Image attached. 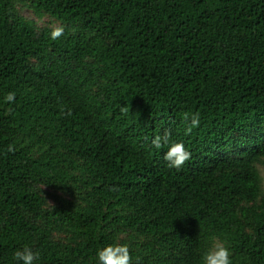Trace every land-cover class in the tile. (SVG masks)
Segmentation results:
<instances>
[{"label":"trees","instance_id":"trees-1","mask_svg":"<svg viewBox=\"0 0 264 264\" xmlns=\"http://www.w3.org/2000/svg\"><path fill=\"white\" fill-rule=\"evenodd\" d=\"M165 132L192 153L180 169L151 145ZM259 165L264 0H0V264L25 246L100 264L116 243L132 264H202L216 239L264 264Z\"/></svg>","mask_w":264,"mask_h":264},{"label":"clouds","instance_id":"clouds-1","mask_svg":"<svg viewBox=\"0 0 264 264\" xmlns=\"http://www.w3.org/2000/svg\"><path fill=\"white\" fill-rule=\"evenodd\" d=\"M64 34L63 26H54L50 32V38L55 41ZM15 92H9L5 96V102L15 101ZM124 110V109H122ZM183 120L186 125V131L190 133L200 124L199 113H193L189 116L185 113ZM151 145L155 149H161L168 145V150L164 154V160L168 162V167L180 169L192 157L183 142L172 141L170 134L165 132L163 135L157 134L151 140ZM9 146V151H12ZM231 251L229 247L218 239L214 240L212 245L205 251L201 257L202 264H232ZM97 257L100 264H132V257L127 244H110L97 252ZM14 258L17 261H22V264H34L39 258V253L33 252L31 248L25 246L22 250H17L14 253Z\"/></svg>","mask_w":264,"mask_h":264},{"label":"rangeland","instance_id":"rangeland-1","mask_svg":"<svg viewBox=\"0 0 264 264\" xmlns=\"http://www.w3.org/2000/svg\"><path fill=\"white\" fill-rule=\"evenodd\" d=\"M20 10L22 11V14L25 16V17H27V18H29V19H31V18H33V19H35L36 21H37V23L39 24V26L41 27V26H47V27H54V26H58V24H57V22H55V21H53L51 18H49V17H47V16H43V17H38V16H36L33 12H32V10L31 9H29V8H27V7H24V6H22L21 8H20ZM34 15V16H33ZM37 18H36V17ZM258 168H259V171H260V173H261V176H262V178H263V181H264V167L263 166H261V165H259L258 166ZM49 203H53L52 201H49Z\"/></svg>","mask_w":264,"mask_h":264}]
</instances>
